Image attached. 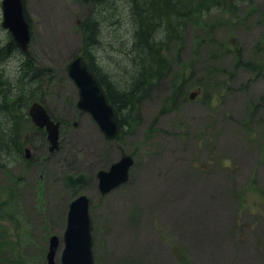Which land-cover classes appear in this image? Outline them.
I'll list each match as a JSON object with an SVG mask.
<instances>
[{
	"label": "rangeland",
	"instance_id": "obj_1",
	"mask_svg": "<svg viewBox=\"0 0 264 264\" xmlns=\"http://www.w3.org/2000/svg\"><path fill=\"white\" fill-rule=\"evenodd\" d=\"M255 1L212 10L198 27L186 28L182 42L169 45L165 74L146 85L138 109L127 116V133L111 147L72 105L76 90L65 77L66 64L82 48L78 22L93 10L79 0H25L29 52L43 76L57 75L42 93L68 124L60 150L68 160L50 159L40 171L10 160L0 169V264H45L47 240L62 241L68 205L79 194L91 199L97 264H264V79L236 66V56L264 59V0ZM110 7L121 12L120 4ZM96 16L93 63L121 87L126 68L132 72L128 19L122 13L111 26ZM199 39L204 42L196 49ZM236 47L241 55L231 50ZM121 153L133 156L129 180L102 197L96 171ZM65 164L87 176L74 192L54 172Z\"/></svg>",
	"mask_w": 264,
	"mask_h": 264
},
{
	"label": "trees",
	"instance_id": "obj_2",
	"mask_svg": "<svg viewBox=\"0 0 264 264\" xmlns=\"http://www.w3.org/2000/svg\"><path fill=\"white\" fill-rule=\"evenodd\" d=\"M235 1L82 0L95 11L79 24L85 48L93 46L97 39L100 21L95 18L96 13L100 17L107 18L110 25H119L121 15L124 13L131 28L130 57L126 61L131 66L132 72L127 71L126 68L121 87L105 83L111 103L119 113L122 128L125 126V119L122 118L123 110L132 112L141 94H145L146 85H151L149 81L152 78L160 79L165 74L169 45L172 42H182L188 26L198 27L205 15H209L212 10H225L228 6H235ZM241 1L251 5L252 0ZM114 4H120V13H117L114 7H110ZM102 6L104 13L97 11ZM1 35L0 29V37ZM6 35L5 41L0 39V169H6V163L10 160L19 161L23 158V148L26 143L23 130H26V126H29V131L35 130L27 114L28 106L33 99L43 101L40 95H35L40 70L35 68L33 58L28 54L22 57L23 54L17 49L11 37ZM199 43L196 42V47ZM13 58L17 60L16 66L7 67L13 62ZM244 66L257 72L261 70L254 65L244 64ZM90 67L94 69L91 63ZM185 84L186 82H182L178 91ZM39 135L37 142L43 145L46 142L44 135ZM3 211L1 204L0 214Z\"/></svg>",
	"mask_w": 264,
	"mask_h": 264
},
{
	"label": "water",
	"instance_id": "obj_3",
	"mask_svg": "<svg viewBox=\"0 0 264 264\" xmlns=\"http://www.w3.org/2000/svg\"><path fill=\"white\" fill-rule=\"evenodd\" d=\"M2 23L15 45L22 51H27L29 42L28 24L24 19L21 0L1 1ZM68 74L78 88V108L90 111L99 124L107 140H114L119 133L118 117L114 108L109 105L108 98L100 86L97 78L88 70L84 60L80 57L68 65ZM32 121L40 128L46 127L47 138L50 143L49 151L57 148L58 123H52L48 115L38 103H33L29 109ZM132 165L130 156H123L112 164L110 169L99 171L98 189L106 194L128 179V169ZM71 186L85 182V175L68 176ZM91 219L88 212V199L81 195L71 202L67 217V227L64 233V249L61 264H95L92 253L93 238L91 236ZM58 246V239L52 237L47 253V264H55L54 256Z\"/></svg>",
	"mask_w": 264,
	"mask_h": 264
},
{
	"label": "bare ground",
	"instance_id": "obj_4",
	"mask_svg": "<svg viewBox=\"0 0 264 264\" xmlns=\"http://www.w3.org/2000/svg\"><path fill=\"white\" fill-rule=\"evenodd\" d=\"M96 17H97V16H95V18H96ZM97 19L100 20L98 17H97Z\"/></svg>",
	"mask_w": 264,
	"mask_h": 264
}]
</instances>
